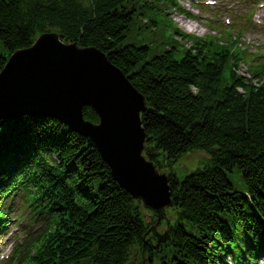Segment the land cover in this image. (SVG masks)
Listing matches in <instances>:
<instances>
[{"label":"trees","instance_id":"1","mask_svg":"<svg viewBox=\"0 0 264 264\" xmlns=\"http://www.w3.org/2000/svg\"><path fill=\"white\" fill-rule=\"evenodd\" d=\"M174 5L0 0V43L7 51L0 52V72L14 51L57 31L65 41L104 51L144 94L146 154L160 169L195 149L211 154L182 179L171 173L179 222L153 236L147 219L155 213L114 181L88 139L50 118L0 121V234L17 200L42 227L30 249L7 264H227L226 256L241 264L236 252L247 242L252 256L263 245L264 83L235 72L241 55L231 53L233 43L195 38L185 48L173 23L168 31L164 10ZM254 73L264 78V64ZM84 116L99 121L90 106ZM236 167L245 189L230 182Z\"/></svg>","mask_w":264,"mask_h":264},{"label":"water","instance_id":"2","mask_svg":"<svg viewBox=\"0 0 264 264\" xmlns=\"http://www.w3.org/2000/svg\"><path fill=\"white\" fill-rule=\"evenodd\" d=\"M93 106L99 125L83 118ZM144 97L95 47L65 43L45 33L10 57L0 73V118L24 114L55 117L89 136L134 197L162 211L171 204L168 179L142 156Z\"/></svg>","mask_w":264,"mask_h":264},{"label":"rangeland","instance_id":"3","mask_svg":"<svg viewBox=\"0 0 264 264\" xmlns=\"http://www.w3.org/2000/svg\"><path fill=\"white\" fill-rule=\"evenodd\" d=\"M180 1L183 6L186 7V9L191 10L195 15L203 16L204 20H192L183 16L177 11H173L175 21L178 23L180 29L194 35H198L202 38L216 34L211 30L210 27V25H213V21H221L223 24H225L224 22L226 20H230L234 26L236 20H238L237 17H235L236 15L243 16L244 13L250 11L252 6L258 4L256 11L257 14L254 18L256 26H254L255 28L250 27L245 31L242 38L241 47H247V51L251 52H259L260 50H264V0H225V3H223V0H219V5L211 8L210 10L212 12L207 13L206 17L203 15L204 13L200 11V9L195 8V0ZM228 6L230 9H233L232 7H234V10H232V12H227V9L230 10ZM191 24H194L196 28H193ZM189 26L195 30L190 29ZM234 34L239 33L234 31ZM0 52L7 54L5 47L1 43ZM240 74L246 77H253L252 72L246 63L242 65ZM255 82H257V79H255ZM207 157L208 155L202 150L188 152L180 161H178L174 169L179 177H184L188 173L197 169L199 166H202L201 162ZM230 178L238 186L243 185L244 183L242 174L238 168H236L233 173H230ZM187 228L192 232H196V230L190 224H187ZM8 249L9 245L7 244L4 247V251L6 252Z\"/></svg>","mask_w":264,"mask_h":264},{"label":"bare ground","instance_id":"4","mask_svg":"<svg viewBox=\"0 0 264 264\" xmlns=\"http://www.w3.org/2000/svg\"><path fill=\"white\" fill-rule=\"evenodd\" d=\"M193 28H196V26L194 24H191ZM190 29H192L190 26H189ZM192 30H195V29H192ZM22 116L19 115V116H13V117H4V118H0V121H7V120H18L20 119ZM174 180H176L175 176H174Z\"/></svg>","mask_w":264,"mask_h":264}]
</instances>
